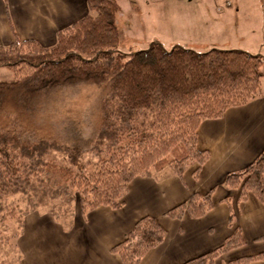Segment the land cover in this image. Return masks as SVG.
<instances>
[{
	"label": "trees",
	"instance_id": "trees-1",
	"mask_svg": "<svg viewBox=\"0 0 264 264\" xmlns=\"http://www.w3.org/2000/svg\"><path fill=\"white\" fill-rule=\"evenodd\" d=\"M87 5L88 12L59 30L51 46L17 36L10 44L0 45V66L14 75L0 80L3 229L16 211L26 215L39 206H49L54 219L65 220L72 210L61 214L52 204L61 196L68 206L77 200L82 213L98 206L118 208L136 176H151L153 170L170 167L181 178L189 165H201L208 157L197 147L200 121L222 116L228 107L245 104L260 90V54L240 48H166L156 40L126 53L118 49V1L87 0ZM79 85H104L105 93L93 105L92 137L75 134L67 144L49 131L43 133L40 119L56 91ZM88 151L93 153L80 162ZM52 153L61 154V159ZM56 171L65 178L52 179L50 174ZM223 185L238 190V201L253 195L264 206V149L247 167L227 173ZM213 191L192 194L166 215H204L212 208ZM23 222L22 218V230ZM164 236L163 227L146 215L110 250L122 264H138ZM242 244L237 227L216 248L181 264H214L221 253ZM261 257L238 261L249 263ZM14 261L19 264L20 253L6 264Z\"/></svg>",
	"mask_w": 264,
	"mask_h": 264
},
{
	"label": "crops",
	"instance_id": "crops-1",
	"mask_svg": "<svg viewBox=\"0 0 264 264\" xmlns=\"http://www.w3.org/2000/svg\"><path fill=\"white\" fill-rule=\"evenodd\" d=\"M232 4L230 0L226 6ZM243 11L246 15L231 23L233 37L245 45L240 49L262 56L260 90L245 104L228 107L222 116L200 121L197 147L207 152V159L189 165L181 178L169 168L134 177L118 208L98 206L84 213L76 209L68 223L47 212L27 214L17 241L21 264H122L110 249L146 215L156 219L165 236L138 264H181L216 248L237 227L243 244L221 253L214 264H264L263 204L253 195L238 201V190L223 185L227 173L247 167L264 149V0L250 1ZM87 12V0H0V45L17 36L51 46L59 30ZM235 45L230 48H239ZM211 188L213 205L204 215H166L192 194ZM251 255L263 257L238 261Z\"/></svg>",
	"mask_w": 264,
	"mask_h": 264
},
{
	"label": "rangeland",
	"instance_id": "rangeland-1",
	"mask_svg": "<svg viewBox=\"0 0 264 264\" xmlns=\"http://www.w3.org/2000/svg\"><path fill=\"white\" fill-rule=\"evenodd\" d=\"M117 1L120 6L116 16L120 34L118 49L129 53L147 47L154 40L159 41L166 48L182 45L198 51L208 50L211 47L227 46L225 48H230L235 44L243 48L245 45L241 41L234 40L231 23L246 15L241 12H244L245 6L250 1L258 0H232V6H226L228 4H225V0ZM13 77L9 69L0 66V80H11ZM104 93V85H79L75 88L56 91L52 103L43 111L40 119L43 133L49 131L67 144L71 143L70 138L75 134L85 139L92 137L96 127V111L93 105L98 96ZM92 153L91 151L86 152L80 162L84 163ZM52 155L57 160L62 157L59 153H52ZM93 160L96 161V158ZM165 168L171 169L164 167L160 170H153L152 175L159 171L162 172L161 170ZM50 176L56 180L65 178L57 171L51 173ZM52 204L61 214L62 211L70 209L73 216L75 210L79 209L77 200L68 206L63 202L62 196L54 200ZM59 204L61 205L58 206ZM23 207L24 204L21 203V209ZM36 210L50 212L49 206H39ZM26 215L16 211L15 218L6 219L5 229L0 226V264H6L9 258L16 259L18 253H20L19 264H21L22 254L17 241L22 232V218L24 219ZM71 215L66 213L65 220L62 221L68 223ZM16 262L14 261L13 264H18Z\"/></svg>",
	"mask_w": 264,
	"mask_h": 264
},
{
	"label": "built area",
	"instance_id": "built-area-1",
	"mask_svg": "<svg viewBox=\"0 0 264 264\" xmlns=\"http://www.w3.org/2000/svg\"><path fill=\"white\" fill-rule=\"evenodd\" d=\"M225 2H226V4H228V5L230 4V0H225Z\"/></svg>",
	"mask_w": 264,
	"mask_h": 264
}]
</instances>
